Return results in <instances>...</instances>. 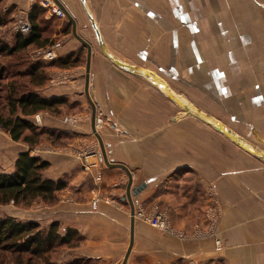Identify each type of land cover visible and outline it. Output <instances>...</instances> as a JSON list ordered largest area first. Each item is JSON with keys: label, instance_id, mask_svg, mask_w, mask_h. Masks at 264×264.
<instances>
[{"label": "crops", "instance_id": "crops-1", "mask_svg": "<svg viewBox=\"0 0 264 264\" xmlns=\"http://www.w3.org/2000/svg\"><path fill=\"white\" fill-rule=\"evenodd\" d=\"M42 1H0V11L10 12L9 31L16 33L25 22L31 25L29 14L34 4L42 7ZM60 1L74 16L84 37L85 21L92 25L91 14L106 48L121 61L150 74H154L152 67L136 64L157 62L161 57H166L171 67L200 62L206 68L201 97L207 103L222 109L243 110L244 105L249 111L264 110V0H181L180 23L175 21L176 7L181 5L176 0H144L147 10L141 7H145L142 2L141 9L130 0H106L102 9L105 26L94 7L88 13L81 0ZM44 16L47 20L59 17L54 12ZM132 38L142 43L131 45ZM63 39L67 41L56 44L60 53L80 45L67 34ZM117 41L135 49L131 53L134 55L123 57L113 51L111 47ZM92 56L93 100L99 112L111 103L122 130L102 131L109 158L130 169L135 188L146 183L134 196L136 205L165 209L171 226L186 232L205 227L204 212L213 196L210 186L223 208L219 234L226 243L224 250H216L213 241L184 240L136 219L126 264H264V164L260 158L200 118H177L176 105L188 110L167 94L164 86L174 89L159 75L154 74L163 88L147 76L117 66L102 51ZM110 64L122 71H110ZM47 94L81 101L82 91L68 86ZM198 107L200 111L211 109ZM185 114L192 116V112ZM224 124L238 134L234 124ZM72 125L71 130L65 129L68 133L81 141L98 143L89 119H79ZM53 127L63 129L55 124ZM58 154L56 168L54 164L47 178L66 180L68 187L58 193L53 207L56 220L64 229L73 228L88 237L86 252L94 263L122 264L131 226L130 204L124 200L128 183L125 170L108 166L93 154L85 159L66 150ZM84 163L91 164L89 170H84ZM97 172L101 177L95 180ZM95 191L106 197L117 195L120 201L115 205L102 200L97 209H92L89 199ZM68 198L71 202L65 201Z\"/></svg>", "mask_w": 264, "mask_h": 264}, {"label": "rangeland", "instance_id": "rangeland-1", "mask_svg": "<svg viewBox=\"0 0 264 264\" xmlns=\"http://www.w3.org/2000/svg\"><path fill=\"white\" fill-rule=\"evenodd\" d=\"M106 0H90V2L85 4L86 7L88 6L89 10L90 8L94 7L95 11L98 14V19L101 23V25L105 26V22H103L105 16L103 15L102 9L103 5ZM136 5L141 6V2L145 5L141 6L144 10H147V6L144 3V0H130ZM138 1V2H137ZM81 3V2H80ZM79 3L80 8L81 5ZM181 4V0H176V4ZM42 7L45 8V13L48 12L52 13L54 12L57 16H52L48 20L45 18L44 15H47L48 12L44 15V19L42 21V26L45 30V36L49 37L51 40H54L52 45H49L45 48H36L32 47L29 49L28 52H25L23 57V65L21 67H27L29 63H33L36 61L42 62V71L44 73L45 82L42 86H39L37 90L40 91V94L44 96L45 98H54L55 96H49L47 94L49 91H55L59 90V88L62 87H68V86H75L79 88V91H82V94L79 95L81 98V101H76L72 97H58L65 99V102L61 105H58L57 107H54L52 109L43 110L41 112L36 113L35 115L24 117L31 121V123L34 125L36 131L40 134L38 137V143L34 146H32L30 143L20 140L15 141L3 128L0 127V169L2 172H5L6 174L13 173L15 171V162L17 157L22 152L30 151L32 155L39 156L41 159L46 160L51 163L46 170L43 172V176L47 178V175L49 171L52 169V166L55 164L56 168V159L60 156L58 152L61 151H67L72 154H75L77 156H80L85 159L88 155H96L98 157L102 156L101 147L99 140L97 136L95 135V132L92 130V135L95 139L98 140L90 143L87 140L78 139L77 137L73 136L72 133H68L65 129L68 128L69 130L72 129V124H77L79 119H85L87 121L88 119L91 121L92 124V112L93 108L90 104L89 99H87V95L84 92L85 90V84H86V67H87V48L74 36L73 34V26L70 20H68L66 14L62 11V9L58 6L55 0H43L42 1ZM92 5V6H91ZM139 6V7H140ZM140 7V8H141ZM141 8V9H142ZM180 8V9H179ZM176 23L182 22V16L179 12H182V4L179 5V7H176ZM145 13V12H144ZM151 12H148V15L146 17H150ZM74 17V16H73ZM193 18H196L197 23V16L194 15ZM76 20V19H75ZM77 22V21H76ZM87 29L86 37H84L77 28V32L79 35H81L83 38L86 39V41L90 42L92 45V55L95 53L97 56L98 53L101 52L99 47V42L97 41L95 30L91 23L89 21H85ZM5 31V30H4ZM3 31V32H4ZM8 31V30H7ZM81 31V30H80ZM3 34V33H2ZM67 34V36L70 37V39L75 40L76 43H79L80 45L75 47L73 51L71 52H64L60 53L59 48L60 44L66 42V39H63V36ZM110 37V35H109ZM111 38V37H110ZM141 44L139 43V39L134 41V38L132 40L130 39L131 45L135 44ZM194 45H197V42L193 41ZM58 44V45H56ZM113 51L118 53L119 55L125 57V56H133L134 54H131L133 50L135 49L130 48L128 49V46H126L124 43L121 44V42H116L115 45L111 47ZM58 51V52H57ZM75 54L74 59H69V61L60 62L62 58L67 59L69 55ZM93 56H91L92 59ZM9 60H18L17 58H8ZM161 60L157 62H139L138 66L142 65L146 67H152L151 71L159 75L166 83L169 85H172L175 94L179 95L180 97L184 98L186 102L192 103L194 107L198 106H210V110L201 111L204 114H208L211 117L217 118V120L227 123V125H233L234 130L238 132L240 137L242 136L243 139L252 145L255 149L264 152V110L259 111H249L246 110V107L242 105L243 110H236L226 108L222 109V107L218 105H212L210 103H207V101L201 97V83L204 82V75L206 68L202 67V63L197 62L196 64H173L172 67L170 64H167L166 57H161ZM0 61H2L0 59ZM6 63L4 61L0 62ZM63 63V64H62ZM67 66V67H66ZM173 69V70H172ZM96 72V69H94ZM109 70L115 71L118 70L119 72L122 71L117 67L115 68V65L110 64ZM186 72V73H185ZM188 72V73H187ZM183 73L187 75V77L183 78ZM91 67H90V83H91ZM13 80L10 79H0V87L3 86V89L0 91V110L1 107L6 104V94L9 92V83ZM19 84L24 86L27 89L36 90V87H34L30 82L28 77L27 78H18L17 79ZM89 83V92L90 96L92 98V101L94 103L95 109H96V117L95 118V128L102 137V131L105 130V128L112 129L113 132L119 133L121 128L118 125V114L114 109H112L111 103H108V106L105 110H101L99 112L98 107L96 105V102L93 100V96L91 93V84ZM155 86V85H154ZM30 87V88H29ZM22 91V89H21ZM212 94H214V90H210ZM20 93V92H19ZM2 104V106H1ZM175 109V116L177 118H185V117H191V118H199L195 114H185L188 111H184L179 109V107L176 105ZM264 108V107H263ZM197 109V108H196ZM199 110V107H198ZM200 111V110H199ZM6 114V113H5ZM184 115V117H183ZM253 123H256L257 126H252ZM55 125L63 127V129H58L56 127H53ZM230 128V127H229ZM41 131V132H39ZM122 131V130H121ZM72 132V131H71ZM32 131H27V135L31 134ZM103 139V138H102ZM105 145V144H104ZM82 146V147H80ZM106 147V146H105ZM241 148V147H240ZM107 152V149H106ZM108 154V152H107ZM251 154V153H250ZM109 158V155H108ZM110 160V158H109ZM261 160V161H260ZM260 162L264 164V159L260 158ZM104 161V160H103ZM54 162V163H52ZM112 163H118L111 161ZM106 164V163H105ZM91 164L84 163V170H89ZM264 166V165H263ZM126 172V171H125ZM127 174V173H126ZM128 176V175H127ZM95 180H98L101 177V172H97L95 175ZM59 181V180H56ZM65 181L66 180H61ZM128 184V183H127ZM133 186V183H132ZM68 186H65L66 188ZM134 187V186H133ZM211 196L209 202L206 206V210L204 212V216L206 219L205 227H196L194 230H191L190 232L186 231H177L174 229L173 226L168 222V212L165 209H147L145 207H139L136 205L135 198L133 196L134 205H135V221L136 219H141L145 222H148V224H151L149 222V217H163L166 221L165 227H156L155 225L151 226L153 228L158 229L159 231L163 233H168L169 235H178L177 237H181L184 240L189 239H207L210 241H213V245H215L216 250H224L226 247V243H224V240L220 237L221 232V225H222V219H223V208L220 205L219 201L216 199L215 189L213 186H210ZM60 193V192H59ZM127 193V186H126V192ZM126 194H124V197ZM213 198V199H211ZM104 201L105 203H111V204H117L120 201V198L116 195V197H106L103 195L100 191H95V193L91 194V197L89 199V202L91 203L92 209H97L100 201ZM125 201L129 202L127 199H124ZM208 200V201H209ZM66 202H71V200L68 198L65 200ZM58 200L50 205L45 203L43 200L38 199L36 202L34 201L31 205H25L24 203L21 204H0V218L5 217H13L15 219L21 220V221H37L41 224L42 227H49V225L57 222L59 223L55 218V210L53 207L57 204ZM130 204V203H129ZM130 214H131V207H130ZM60 225V223H59ZM60 233L62 235H65L67 229H64L60 225ZM78 231V230H77ZM79 232V231H78ZM200 232V233H199ZM80 238H76V243L74 246H60L56 251H53V253L49 256V262H45L44 258L37 259V264H97L94 263L93 257L91 258L89 255H87L88 252H86V244H87V238L84 234L80 233ZM46 257V256H45ZM16 261L13 259V256L10 254H6L5 256L0 257V264H16ZM34 263V261H33ZM193 264V262H190Z\"/></svg>", "mask_w": 264, "mask_h": 264}, {"label": "trees", "instance_id": "trees-1", "mask_svg": "<svg viewBox=\"0 0 264 264\" xmlns=\"http://www.w3.org/2000/svg\"><path fill=\"white\" fill-rule=\"evenodd\" d=\"M44 13V8L38 3L34 4L29 14L31 30L26 34L21 31L11 33L6 27L11 21L10 12L0 11V59L6 62L1 63L0 79H13L5 96L6 104L3 106L1 104L0 127L9 132L13 140H23L32 146L38 143L36 137L40 134L31 121L24 117L52 109L65 102L63 98H45L37 90L45 82L42 62L36 61L29 63L26 68L21 67L24 64L21 57L30 48L43 49L54 43V40L44 34L42 26ZM10 57L18 60L14 62L8 59ZM75 57V54H71L67 59L62 58L60 62L65 63ZM27 77L36 90L30 87L27 89L25 85L19 84L18 78ZM2 89L3 86L0 87V91ZM28 130L32 131L29 135L26 134ZM49 166L48 161L32 155L30 151L20 153L13 173L6 174L0 169V204L31 205L38 199L50 205L54 204L58 200V193L64 189L66 183L45 178L43 172ZM59 227L57 222L45 228L37 221L24 222L13 217L0 218V257L10 254L16 264H37V259L40 258H44L46 263L49 262V256L58 247L74 246L76 238L81 237L73 228H68L65 235H62Z\"/></svg>", "mask_w": 264, "mask_h": 264}, {"label": "water", "instance_id": "water-1", "mask_svg": "<svg viewBox=\"0 0 264 264\" xmlns=\"http://www.w3.org/2000/svg\"><path fill=\"white\" fill-rule=\"evenodd\" d=\"M56 3L58 4V6L62 9V11L66 14L67 18L70 20V22L72 23L73 26V34L74 36L87 48V67H86V84H85V93L90 101V104L93 108V112H92V130L93 132H95V135L97 136L99 143H100V147H101V152H102V156H103V160L104 162L108 165V166H113V167H120L122 169H124L128 175V184H127V193L126 196L124 197V199H127L130 203V207H131V226H130V244L129 247L127 249V252L125 254L124 260L122 264H126L128 256L130 254V251L132 249V245L134 242V228H135V205H134V200H133V196H136L137 194H139L143 188L146 186V183H143L142 185L138 186V187H133L132 183H133V175L132 172L130 171V169L124 165L123 163H112L110 162L109 158H108V154L106 152V147L104 145L103 139L100 136V134H98L96 128H95V118L96 117V109L94 106V103L92 101V98L90 96V92H89V83H90V67H91V56H92V45L90 42L86 41L85 38H83L81 35L78 34L77 32V22L75 20V18L72 16V14L69 12V10L66 8V6L60 1V0H55ZM83 6L85 7V10L90 13L89 9H87L86 4H85V0H81ZM91 21H92V25L93 28L95 30V34H96V38L97 41L99 42V47L100 50L117 66H120L128 71H132V72H136L139 73L141 75L147 76L151 79H153L154 74H150L148 70L133 66L126 62L121 61L119 58H117L114 54H112L108 48H106L103 39L101 38V34L99 31V27H97L93 17L91 16V14H89ZM156 77V76H155ZM155 79V78H154ZM160 83V82H159ZM161 86V85H160ZM162 87V86H161ZM163 88V87H162ZM165 91L167 92V94H169V96H171L174 101L180 103L181 105H183L182 107L187 109L188 112H192V114H195L196 116H198L200 119L204 120L205 122L210 123L211 125H213L216 129H218L219 131L223 132L228 138H230L232 141H234L239 147H241L242 149L250 152L251 154L259 157V158H263L264 159V152L259 151L257 149H255L252 145H250L249 143H247L243 137H240L238 134H236L232 129L228 128L224 123H222L221 121L206 115L204 113H202L201 111H199L198 109H196L195 107H193L191 104L189 105L188 102H185L184 100H182L179 96H177L175 94V92H173L170 88L164 86Z\"/></svg>", "mask_w": 264, "mask_h": 264}, {"label": "built area", "instance_id": "built-area-1", "mask_svg": "<svg viewBox=\"0 0 264 264\" xmlns=\"http://www.w3.org/2000/svg\"><path fill=\"white\" fill-rule=\"evenodd\" d=\"M17 29L18 31L27 34L31 30V25L28 22H25L23 24H20ZM149 222L152 224V226L155 225L156 227L166 226V221L163 217H149Z\"/></svg>", "mask_w": 264, "mask_h": 264}, {"label": "bare ground", "instance_id": "bare-ground-1", "mask_svg": "<svg viewBox=\"0 0 264 264\" xmlns=\"http://www.w3.org/2000/svg\"><path fill=\"white\" fill-rule=\"evenodd\" d=\"M151 77H153V81H155V83L156 84H158V85H162V83L159 81V80H157V78L155 77V76H151ZM155 78V79H154ZM160 82V83H159Z\"/></svg>", "mask_w": 264, "mask_h": 264}]
</instances>
